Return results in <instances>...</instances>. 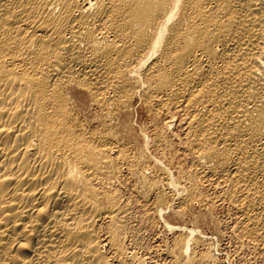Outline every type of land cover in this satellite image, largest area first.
I'll return each mask as SVG.
<instances>
[{
    "label": "bare ground",
    "instance_id": "1",
    "mask_svg": "<svg viewBox=\"0 0 264 264\" xmlns=\"http://www.w3.org/2000/svg\"><path fill=\"white\" fill-rule=\"evenodd\" d=\"M136 102L168 117L132 146ZM177 126L184 169L166 153ZM124 177L166 187L172 264H220L167 218L208 200L264 242V0H0V264H160L128 244Z\"/></svg>",
    "mask_w": 264,
    "mask_h": 264
},
{
    "label": "rangeland",
    "instance_id": "2",
    "mask_svg": "<svg viewBox=\"0 0 264 264\" xmlns=\"http://www.w3.org/2000/svg\"><path fill=\"white\" fill-rule=\"evenodd\" d=\"M79 97L84 101L86 95L81 91ZM150 111L149 107L136 102L131 109L127 110V113H123L121 116V133L126 136L127 142L132 146L142 144L141 128L153 132L156 127L163 126L166 117H168V114L164 112L159 114L161 115L159 116L154 112L156 110L151 111V113ZM178 134L183 135V127L177 126L175 132L169 131L167 133L166 153L170 161H172L173 169H181V167L184 169L191 165L192 159L185 152ZM122 181L121 192L128 200V203L130 202L128 224L130 234H133L130 237L131 242L129 241L128 243L130 248L142 257L150 256L152 251L151 255L155 256L152 260L159 261L158 263L160 264H172L169 257L166 256L167 254L164 255L162 249L164 250L167 246L173 247L176 238L181 232L177 230L170 231L157 214L156 207V202L166 187L159 186L152 191H148L135 178L124 177ZM205 184L206 195L214 196L221 190L217 183L210 186L206 180ZM214 205L208 200L205 204L188 206L185 209V213L181 215L171 211L167 214V218L173 225L199 227L207 235V241L213 243V246L215 245L212 249L218 256L220 264H264V242L259 238L242 236L238 232L240 219L229 202L218 201ZM201 239L204 240L203 238ZM136 244L138 247H136Z\"/></svg>",
    "mask_w": 264,
    "mask_h": 264
}]
</instances>
